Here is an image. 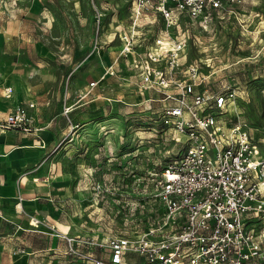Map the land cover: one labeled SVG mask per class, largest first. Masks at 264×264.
<instances>
[{
  "label": "built area",
  "instance_id": "built-area-1",
  "mask_svg": "<svg viewBox=\"0 0 264 264\" xmlns=\"http://www.w3.org/2000/svg\"><path fill=\"white\" fill-rule=\"evenodd\" d=\"M234 1L131 0L128 16L119 18V49L106 70L129 79L128 88L145 95L149 107L157 104L159 122L180 146L173 159L149 172L157 210L143 228H116L106 237L83 236L80 241L59 232L69 244L68 254L78 243L102 250L79 251L85 264H264L263 140L240 115L235 87H202L206 76L189 59L190 33L185 28L187 20L211 27ZM93 5V51L100 54L102 48L103 57L108 16L104 18L102 9L110 6ZM121 60L126 70L119 67ZM96 85L91 81L85 94ZM11 92V87L6 89V94ZM36 108L34 101L11 108L0 120V131H34ZM18 199L24 211L23 196L18 194ZM31 224L55 229L37 217Z\"/></svg>",
  "mask_w": 264,
  "mask_h": 264
},
{
  "label": "rangeland",
  "instance_id": "rangeland-1",
  "mask_svg": "<svg viewBox=\"0 0 264 264\" xmlns=\"http://www.w3.org/2000/svg\"><path fill=\"white\" fill-rule=\"evenodd\" d=\"M94 2L100 8L117 5L114 16L119 19L128 16L131 0H0V87L4 99L10 87L8 98L26 87L51 88L64 95L67 84L73 96L80 97L82 85L98 81L95 90L103 98L83 106L79 102L74 114L77 125L60 139L54 155L55 161L62 162L55 180H69L74 188L77 241L85 236L79 230H91L90 238H98V233L106 237L116 228H143L145 219L157 210L150 194L154 184L149 172L173 159L180 146L159 122L154 112L157 104L152 109L145 95L128 88L129 79L107 72L120 43L119 38H113V24H104L108 41L105 57L102 48L100 54L93 51L97 28ZM227 6L228 12L217 15L211 27L187 20L189 59L196 61L206 76L202 87L220 89L230 84L236 88L240 115L256 128L253 131L262 138L264 149V0H235ZM102 10L104 18L115 12L112 8ZM109 97L119 101L111 103ZM60 120L58 127H69L68 120ZM75 248L68 255L75 260H79V251H91L78 243ZM67 249L70 252L69 246Z\"/></svg>",
  "mask_w": 264,
  "mask_h": 264
},
{
  "label": "crops",
  "instance_id": "crops-1",
  "mask_svg": "<svg viewBox=\"0 0 264 264\" xmlns=\"http://www.w3.org/2000/svg\"><path fill=\"white\" fill-rule=\"evenodd\" d=\"M116 6H110L115 12L112 17L107 18L108 23L106 22L111 26V20L114 25L112 35H116L115 25L119 21L114 16L117 13ZM109 32L111 30L108 29ZM113 38L109 40L112 41ZM110 47L107 50L111 53ZM115 57L108 64H112ZM102 63L104 68L105 61ZM121 66L126 70L123 60L119 67ZM91 81L93 80L81 86L80 97L73 96L69 84L65 87L64 95L60 91L54 93L51 88L26 87L18 89L11 98H8L11 94H5L7 99H4V90L0 87V120L7 116L11 108L19 104L29 101L37 103L34 110V131H0V264H55V261L59 264H69L73 261L85 264L80 258H69V244L59 235V232H64L76 237L78 228L75 227L74 217L78 212L73 204L74 188L69 180H55V176L60 175L62 162L55 161L54 155L60 139L77 125L74 114L79 102L80 106H83L90 100L98 102L103 98L99 90H95L98 85L89 89L91 98H88L89 93L85 94ZM113 99L115 102L119 101L114 97L108 98L111 103H114ZM66 107L70 108L68 112L65 111ZM61 118L68 120L69 127H58ZM102 127L103 125L102 130L105 129ZM68 159L69 157H66L65 161ZM55 170L58 171L56 175L53 174ZM18 194L23 196L24 211L18 206ZM80 194L82 197V191ZM34 217L54 225L55 229L45 224L33 226L31 219ZM87 231L88 229L79 230L85 236L93 235L91 230ZM102 237L104 236L98 233V238ZM19 248L24 251H18ZM91 251L100 253L102 250L96 248Z\"/></svg>",
  "mask_w": 264,
  "mask_h": 264
}]
</instances>
